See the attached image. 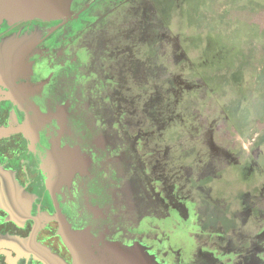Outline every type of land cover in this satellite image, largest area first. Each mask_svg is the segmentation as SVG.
Masks as SVG:
<instances>
[{
  "label": "rangeland",
  "instance_id": "obj_1",
  "mask_svg": "<svg viewBox=\"0 0 264 264\" xmlns=\"http://www.w3.org/2000/svg\"><path fill=\"white\" fill-rule=\"evenodd\" d=\"M73 28L72 111L120 151L113 235L264 264V0H97Z\"/></svg>",
  "mask_w": 264,
  "mask_h": 264
},
{
  "label": "flooded vegetation",
  "instance_id": "obj_2",
  "mask_svg": "<svg viewBox=\"0 0 264 264\" xmlns=\"http://www.w3.org/2000/svg\"><path fill=\"white\" fill-rule=\"evenodd\" d=\"M95 1L72 0L63 18L0 24V64L4 57L21 55L18 46L5 45L8 40L33 43L28 70L0 84V187L7 174L26 196L15 212L0 191V264H42L7 237L34 238L65 264H168L148 241L146 247L133 237L124 243L113 235L109 218L118 208L120 151L108 140L89 137L81 113L72 111L78 55L71 35ZM62 227L90 233L82 239V258L64 243Z\"/></svg>",
  "mask_w": 264,
  "mask_h": 264
},
{
  "label": "water",
  "instance_id": "obj_3",
  "mask_svg": "<svg viewBox=\"0 0 264 264\" xmlns=\"http://www.w3.org/2000/svg\"><path fill=\"white\" fill-rule=\"evenodd\" d=\"M71 2L72 0H0V24L4 19L18 22L35 18L43 20L63 18L70 14L69 8ZM32 44V42L28 41V38L20 40L11 39L5 42V45L11 48L16 49L18 46L21 49V55L19 57L7 56L1 59L0 84L10 83L14 78L22 76L28 70L29 66L26 64V55ZM24 129L26 130V126ZM0 188L1 197L8 200L11 206L13 205L15 212L20 211L17 208V202H19L21 197L26 196L22 194V190L9 175L5 174ZM24 209V212L27 214L29 207ZM61 236L68 248H77L75 251L77 258H82L86 254L82 239L90 237L88 231L77 232L67 227H62ZM5 239L19 247L26 257L32 256L42 264H65L61 258L45 246L37 243L34 238L20 239L7 237Z\"/></svg>",
  "mask_w": 264,
  "mask_h": 264
},
{
  "label": "bare ground",
  "instance_id": "obj_4",
  "mask_svg": "<svg viewBox=\"0 0 264 264\" xmlns=\"http://www.w3.org/2000/svg\"><path fill=\"white\" fill-rule=\"evenodd\" d=\"M69 166H70V164H68L66 168H68ZM68 169H70V168H68Z\"/></svg>",
  "mask_w": 264,
  "mask_h": 264
}]
</instances>
